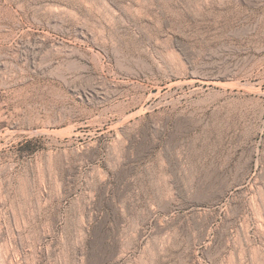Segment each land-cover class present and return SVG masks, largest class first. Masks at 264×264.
Wrapping results in <instances>:
<instances>
[{
    "label": "rangeland",
    "instance_id": "374dc122",
    "mask_svg": "<svg viewBox=\"0 0 264 264\" xmlns=\"http://www.w3.org/2000/svg\"><path fill=\"white\" fill-rule=\"evenodd\" d=\"M0 264H264V0H0Z\"/></svg>",
    "mask_w": 264,
    "mask_h": 264
},
{
    "label": "bare ground",
    "instance_id": "6f19581e",
    "mask_svg": "<svg viewBox=\"0 0 264 264\" xmlns=\"http://www.w3.org/2000/svg\"><path fill=\"white\" fill-rule=\"evenodd\" d=\"M79 45L70 40H65L64 45L70 47L66 53L64 48L60 49L61 55L65 58V62L69 64L72 68H76L80 71H84L88 68L89 55L93 61L97 62L96 68L104 72L105 65L102 62V57L104 56L99 50L90 43L89 40L81 39L78 41ZM101 59V60H100ZM104 62V61H103Z\"/></svg>",
    "mask_w": 264,
    "mask_h": 264
}]
</instances>
